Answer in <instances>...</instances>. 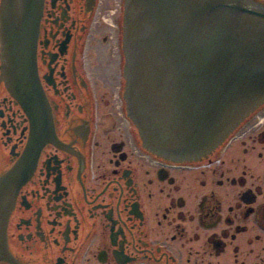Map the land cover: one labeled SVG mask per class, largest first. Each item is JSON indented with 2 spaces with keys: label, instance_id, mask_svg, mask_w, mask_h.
Here are the masks:
<instances>
[{
  "label": "flooded vegetation",
  "instance_id": "1",
  "mask_svg": "<svg viewBox=\"0 0 264 264\" xmlns=\"http://www.w3.org/2000/svg\"><path fill=\"white\" fill-rule=\"evenodd\" d=\"M5 1L0 177L28 171L0 201V264H264V102L207 156L158 155L124 99L125 0H44L36 58L55 134L28 157L2 42L4 11L21 20L23 3Z\"/></svg>",
  "mask_w": 264,
  "mask_h": 264
},
{
  "label": "water",
  "instance_id": "2",
  "mask_svg": "<svg viewBox=\"0 0 264 264\" xmlns=\"http://www.w3.org/2000/svg\"><path fill=\"white\" fill-rule=\"evenodd\" d=\"M43 1L22 0L21 20L3 14L4 70L33 124L28 157L55 134L36 58ZM123 48L129 115L163 157L207 156L264 102V12L248 0H125ZM27 163L0 177V201Z\"/></svg>",
  "mask_w": 264,
  "mask_h": 264
}]
</instances>
